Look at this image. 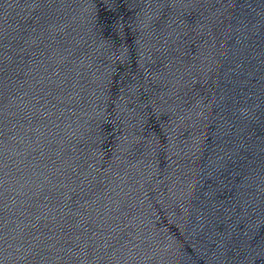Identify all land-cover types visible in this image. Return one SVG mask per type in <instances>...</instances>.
<instances>
[{"label": "water", "instance_id": "95a60500", "mask_svg": "<svg viewBox=\"0 0 264 264\" xmlns=\"http://www.w3.org/2000/svg\"><path fill=\"white\" fill-rule=\"evenodd\" d=\"M0 264H264V0H0Z\"/></svg>", "mask_w": 264, "mask_h": 264}]
</instances>
